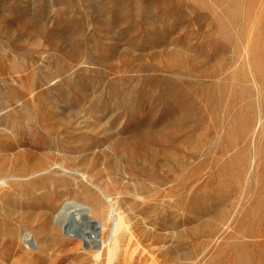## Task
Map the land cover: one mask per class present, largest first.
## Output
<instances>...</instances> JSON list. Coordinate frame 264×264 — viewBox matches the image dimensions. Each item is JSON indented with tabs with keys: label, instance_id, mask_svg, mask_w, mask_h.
<instances>
[{
	"label": "rangeland",
	"instance_id": "rangeland-1",
	"mask_svg": "<svg viewBox=\"0 0 264 264\" xmlns=\"http://www.w3.org/2000/svg\"><path fill=\"white\" fill-rule=\"evenodd\" d=\"M0 264H264V0H0Z\"/></svg>",
	"mask_w": 264,
	"mask_h": 264
},
{
	"label": "bare ground",
	"instance_id": "bare-ground-1",
	"mask_svg": "<svg viewBox=\"0 0 264 264\" xmlns=\"http://www.w3.org/2000/svg\"><path fill=\"white\" fill-rule=\"evenodd\" d=\"M71 208H73L74 211H77V213L80 214L82 218L80 222L75 220V217L72 215V211L70 210ZM92 213L93 211L89 207L80 203L69 201L64 205V207H62V210L59 212L58 217L66 219L67 223L65 231H67L68 234L82 238L87 246L92 245L97 247L99 246L97 244V239L98 237H103V233L106 227L102 228L98 221L92 218ZM111 214L112 216L110 220L112 224V230L105 242L106 244H110V242L113 241V248L111 246L109 247L110 253L113 252L114 247L117 246L118 238L115 235L116 232L125 227V223L121 216L117 217L114 212H112ZM28 240L32 241V238L31 240Z\"/></svg>",
	"mask_w": 264,
	"mask_h": 264
},
{
	"label": "built area",
	"instance_id": "built-area-1",
	"mask_svg": "<svg viewBox=\"0 0 264 264\" xmlns=\"http://www.w3.org/2000/svg\"><path fill=\"white\" fill-rule=\"evenodd\" d=\"M25 240H26V242H30L28 239H27V234H25ZM97 244L100 246L101 244H102V241L99 239V237H98V239H97Z\"/></svg>",
	"mask_w": 264,
	"mask_h": 264
}]
</instances>
